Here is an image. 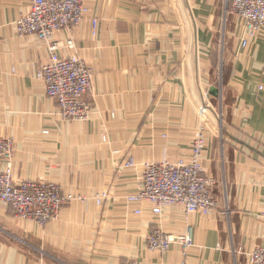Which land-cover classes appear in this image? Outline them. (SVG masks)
<instances>
[{
  "label": "crops",
  "instance_id": "0c3cea01",
  "mask_svg": "<svg viewBox=\"0 0 264 264\" xmlns=\"http://www.w3.org/2000/svg\"><path fill=\"white\" fill-rule=\"evenodd\" d=\"M84 2L81 23L53 34L74 43L61 57L75 55L92 72L84 98L91 112L77 121L59 114L36 78L47 45L16 35L13 23L30 0H0V138L14 145L13 179L83 197L44 226L0 204V264H248L264 243V32L242 48L244 22L225 12L224 0ZM201 128L217 207L207 216L180 206L157 216L144 205L135 215L139 206L126 198L141 172L123 165L189 160ZM102 191L110 200L97 206ZM187 225L193 246L185 255L176 245L148 250L152 230L178 235Z\"/></svg>",
  "mask_w": 264,
  "mask_h": 264
},
{
  "label": "built area",
  "instance_id": "2783aa9c",
  "mask_svg": "<svg viewBox=\"0 0 264 264\" xmlns=\"http://www.w3.org/2000/svg\"><path fill=\"white\" fill-rule=\"evenodd\" d=\"M225 12L234 14L244 22L245 35L241 40L244 48L264 32V0H224ZM84 0H30L29 11L13 23L19 37H34L47 45L48 60L36 73L44 85L47 98L56 103L63 118L83 121L89 117L91 107L85 96L91 89V69L79 57H61V49H73L72 39L53 40V34L76 28L88 13ZM97 20H91L92 34L97 32ZM221 88V82H220ZM264 91V87L258 88ZM47 134V132H43ZM207 134L202 128L195 134L190 145L189 160L145 162L137 165L129 158L124 169H140L138 187L127 197L128 204H136L135 215H141V207L148 206L151 215H161L177 206L184 214L209 215L218 205L213 196L216 181L205 175L201 157L206 149ZM14 145L10 139L0 138V204L10 208L25 221L44 226L55 219L60 209L74 201H83L81 195L64 192L59 185L46 181L13 179L11 163ZM110 200L107 193L95 197L97 206ZM192 226L183 233L169 235L160 229L147 236V248L153 252L167 253L176 245L183 255L193 246ZM248 264H264V243L247 254ZM122 264H136L124 261Z\"/></svg>",
  "mask_w": 264,
  "mask_h": 264
},
{
  "label": "water",
  "instance_id": "95a60500",
  "mask_svg": "<svg viewBox=\"0 0 264 264\" xmlns=\"http://www.w3.org/2000/svg\"><path fill=\"white\" fill-rule=\"evenodd\" d=\"M179 4H180V7H181V11L183 12V10H184V8H183V5H182V3L181 2H179ZM190 31V30H189ZM190 42H191V33H190ZM190 65V64H189ZM190 71H191V67H190ZM197 102V101H196ZM198 105H199V107L202 109V112H203V114L211 121V123L213 124V126L216 128V130L217 131H220V132H222V129H221V125H220V122H219V120H217V119H215L214 118V116H213V114L209 111V109H207V108H203L202 106H201V104H199L198 103Z\"/></svg>",
  "mask_w": 264,
  "mask_h": 264
},
{
  "label": "rangeland",
  "instance_id": "374dc122",
  "mask_svg": "<svg viewBox=\"0 0 264 264\" xmlns=\"http://www.w3.org/2000/svg\"><path fill=\"white\" fill-rule=\"evenodd\" d=\"M219 79H220V81H221V79H222V74H221V67H220V76H219ZM220 83V82H219ZM193 138H194V136H193ZM14 155H15V153H14ZM14 159V158H13ZM137 169H139V168H137ZM140 170V169H139ZM60 187V186H59ZM61 188V187H60ZM62 189V188H61ZM63 190V189H62ZM64 191V190H63ZM65 192V191H64ZM103 193H107L109 196H110V193L108 192V191H102V192H99V193H97L96 195H95V197L96 196H98V195H101V194H103ZM126 201H127V198H126ZM15 215V214H14ZM146 246H147V239H146Z\"/></svg>",
  "mask_w": 264,
  "mask_h": 264
}]
</instances>
